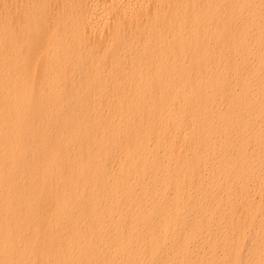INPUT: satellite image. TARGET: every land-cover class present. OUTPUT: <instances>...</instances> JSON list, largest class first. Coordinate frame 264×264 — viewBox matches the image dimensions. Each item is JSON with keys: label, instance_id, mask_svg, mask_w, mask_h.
<instances>
[{"label": "bare ground", "instance_id": "obj_1", "mask_svg": "<svg viewBox=\"0 0 264 264\" xmlns=\"http://www.w3.org/2000/svg\"><path fill=\"white\" fill-rule=\"evenodd\" d=\"M263 74L264 0H0V264H264Z\"/></svg>", "mask_w": 264, "mask_h": 264}, {"label": "rangeland", "instance_id": "obj_2", "mask_svg": "<svg viewBox=\"0 0 264 264\" xmlns=\"http://www.w3.org/2000/svg\"><path fill=\"white\" fill-rule=\"evenodd\" d=\"M264 89V74L260 77V84H259V89L256 91V96L260 95L261 90ZM236 92L238 90L236 89ZM192 154L190 155V161L195 160L197 155ZM162 174L165 175V181L168 183V177L167 173L163 172ZM161 184L157 182L156 189L157 191H160ZM168 192V190H165ZM192 195L193 194V188L191 187H184L183 192L181 194V198L178 199L176 202H169L167 205L163 206L162 209L155 213L157 218L155 220L156 224H160L161 222H166L168 218L171 216H174L176 210L179 212H186L188 210V201L186 200V195ZM153 205H159L161 204V199L157 196L154 197L152 200ZM228 220V219H227ZM225 225V224H224ZM223 225V226H224ZM170 231H173L175 229V223L171 222L168 224ZM260 226H264V210L254 212V215L252 217V222L251 223H246L241 226V230H238V239L242 242V244L250 243L254 237L257 235V233L260 231ZM234 234H236V231L233 232V238L235 237ZM256 249L260 251L262 254H264V242H260L257 244ZM200 254L204 253V260L208 259V247L207 245H203L200 248ZM223 254L218 251L215 253L214 256V263L215 264H230L228 261H224L221 263V258ZM203 264H207L202 260Z\"/></svg>", "mask_w": 264, "mask_h": 264}]
</instances>
